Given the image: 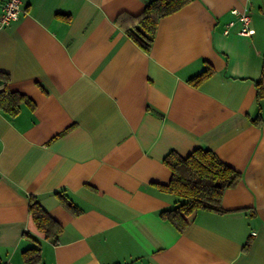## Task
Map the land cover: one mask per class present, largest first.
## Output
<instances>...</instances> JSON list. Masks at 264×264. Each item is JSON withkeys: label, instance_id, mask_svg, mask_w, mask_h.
Wrapping results in <instances>:
<instances>
[{"label": "crops", "instance_id": "0c3cea01", "mask_svg": "<svg viewBox=\"0 0 264 264\" xmlns=\"http://www.w3.org/2000/svg\"><path fill=\"white\" fill-rule=\"evenodd\" d=\"M151 1L21 0L0 29V89L22 98L16 114L0 108V264L34 248V264H264V0H191L159 20L146 52L116 18ZM247 7L243 37L231 11ZM198 148L240 178L222 213L194 212L181 232L161 216L179 202L158 188L163 161Z\"/></svg>", "mask_w": 264, "mask_h": 264}, {"label": "trees", "instance_id": "16d2710c", "mask_svg": "<svg viewBox=\"0 0 264 264\" xmlns=\"http://www.w3.org/2000/svg\"><path fill=\"white\" fill-rule=\"evenodd\" d=\"M190 1L152 0L138 15L119 14L116 23L125 30L129 38L147 52L159 20L181 10ZM212 74L213 68L206 64L205 68L188 82L197 87ZM255 89V102L258 105V102L264 99V66L260 78L255 82ZM21 99L19 95L5 91V88L0 89V108L12 115L18 112ZM260 120L258 115L253 122L258 123ZM163 163L171 172V178L167 185H160L158 188L176 196L179 202L173 208L161 211V216L181 232L188 224L187 217L194 212L205 210L222 213L220 203L224 191L234 187L240 178L238 172L222 162L214 152L204 148L195 149L186 157L171 152L164 158ZM29 213L37 229L44 233L46 238L55 241L59 226L37 201L31 200ZM247 246L248 244L243 251L247 250ZM38 259L39 248L24 253L25 264H34Z\"/></svg>", "mask_w": 264, "mask_h": 264}, {"label": "built area", "instance_id": "2783aa9c", "mask_svg": "<svg viewBox=\"0 0 264 264\" xmlns=\"http://www.w3.org/2000/svg\"><path fill=\"white\" fill-rule=\"evenodd\" d=\"M0 8L2 10L0 15V29L19 20L22 12L21 0H4L0 5ZM231 14L236 17V22L239 24L237 34L243 37H250L251 33L249 27L251 23V15L248 7L243 10L233 9ZM234 25V21L229 22L225 26L223 33L225 35L229 34Z\"/></svg>", "mask_w": 264, "mask_h": 264}]
</instances>
